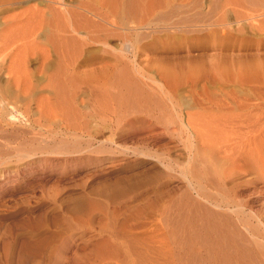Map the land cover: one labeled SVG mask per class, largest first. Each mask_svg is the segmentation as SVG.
<instances>
[{
    "label": "rangeland",
    "instance_id": "1",
    "mask_svg": "<svg viewBox=\"0 0 264 264\" xmlns=\"http://www.w3.org/2000/svg\"><path fill=\"white\" fill-rule=\"evenodd\" d=\"M224 1L200 0V16L203 18L202 15L207 14V6L219 7ZM230 1L222 22L203 23V29L198 31L158 30L149 33L141 40L142 49L134 58L127 56L123 65L132 69V64H136L146 76L163 83L169 75L166 73H170L168 77L173 83L168 79L167 83L177 85L178 112L195 111L205 116L214 113L221 119H228L239 112L242 103L252 92H258L261 82L264 83V0ZM27 2V5L36 3L44 8L40 0ZM142 4L148 5L149 2ZM235 10L240 16L232 12ZM88 49L93 53L92 62L101 57L113 60L112 55H105L98 45H90ZM29 65L32 69L36 66L34 61ZM99 65L83 64L78 69L82 73L80 78L93 81L99 75ZM20 103L8 109L11 111L9 116H3L5 119L0 115V264H196L194 252H200L202 264H210L212 257L206 254L209 244L204 239L207 235L202 233L198 237L197 233L198 230L205 232L204 223L209 224L205 217L209 206L211 213L216 210L219 215L214 213L216 216L210 217V224L215 223V227L223 230L233 229L236 233L240 228L246 237L245 242L241 239L242 243L256 257H253L255 263L262 264L264 165L256 168L239 159V166H231L223 157L221 161L225 162L220 161L223 165L219 168L217 160L222 158L219 154L214 162L224 178L226 185L222 188H225L207 185L200 196L192 191L193 203L189 202V205L183 198L185 181L178 172L181 166L190 167L192 162L188 159L189 143L185 134L170 135L171 130H177L176 118L168 116L170 112L166 111V126L153 117L136 112L122 121L116 132L134 137L119 141L122 146H136L152 154L169 156L172 171L164 169L150 157L130 154L112 157L105 152L80 151L90 145L95 147L99 134H96L95 141L88 143L85 133L76 130L73 135L71 129L58 122L40 118L33 104L27 107ZM221 114L228 115V118ZM108 116L106 114L104 119L107 120ZM91 120L94 123L99 121L98 118ZM105 123L100 128L106 137L110 134V127L108 121ZM94 128L91 130L95 131ZM192 143L191 156L201 158L200 152L204 150L200 151L202 148L197 141ZM105 149L111 150L108 146ZM21 150H28L32 156L24 163L17 160L23 153ZM51 151L66 154L50 155ZM204 155L211 157L209 153ZM194 196H198V201ZM182 202L186 205H182L184 211H187L180 218L181 224L185 219L183 226H179V221L164 224L160 219L162 215L170 213L176 219V213L183 210L180 207ZM237 204L241 210H235ZM197 209L204 213L203 217L197 215ZM252 235L257 236L256 239Z\"/></svg>",
    "mask_w": 264,
    "mask_h": 264
},
{
    "label": "bare ground",
    "instance_id": "2",
    "mask_svg": "<svg viewBox=\"0 0 264 264\" xmlns=\"http://www.w3.org/2000/svg\"><path fill=\"white\" fill-rule=\"evenodd\" d=\"M27 1L0 0V75H2L0 76V115L2 117L6 114L9 116L10 113L8 114V112L11 110L8 109H11L10 107L17 102L24 103L27 107L33 104L40 118L58 122L61 124L60 126L71 129L73 135H75L74 131L77 133L76 130L85 133L87 137L85 140L88 143L92 140L95 141L98 136L96 134H99L100 139H97L98 143L96 146L94 145L95 147L90 145L80 151L99 154L105 152V154L107 153L112 157L124 154L150 157L163 166L164 169L172 171L174 168L170 163L169 156L152 154L148 150H140L136 146H122L119 141L132 136L127 133L116 132L122 121L128 116L130 117L131 114L135 115L136 112L143 113L146 117H153L156 122L158 121V123L160 122L166 126L168 124L166 111H168L170 112L168 116L171 115L176 118L173 121L177 126L176 132L171 130L170 135H176L177 133L180 136L185 134L189 143L190 153L188 159L192 162L189 163L190 167L181 166L178 171L183 181H185L186 194L185 196L182 195L186 199H184L185 203H193L191 200L192 191L200 196L203 188L206 190L207 185L222 188V185L225 184L220 171H217L218 167L215 164L217 162H214L219 154L222 158L220 160L218 158V163L224 157L223 160L229 161L231 166H235L239 159L256 168L264 165L263 82H259L258 87L261 90L255 87L258 92H252L247 101L242 103L241 108L240 105L238 106L240 108L238 109L239 112L229 118L228 115L222 116L221 114L223 118H228H225V120L214 113L205 116L195 111L193 113L185 112V114L178 112L177 109H180V103L177 100L178 89L176 84H172L171 78L169 79L170 73H166L169 74L168 76L164 73V76L171 80V84L167 83V79L165 80L166 83H163L164 81L160 82L159 79L156 80L146 76V72L136 64H132V69H128L129 66L126 68L123 65L126 63L127 56L134 58L136 53L142 49L141 40L144 36H149V33L151 35L152 32L158 30L198 31L203 29V23L210 24L214 21H224L222 16L226 14V7L230 5V0L224 1L223 4L219 2L222 4L219 7L214 4H212L214 7L212 5L207 6V10H205L207 14L202 15L204 19L200 16L202 14L200 13L202 9L200 0H40L44 4V8L38 7L35 5L36 3L27 5ZM147 1L149 2L148 5L142 4V2ZM231 8L234 10V7ZM232 12L236 13L237 11ZM90 45H98L100 51L105 55H112L113 60L101 57L97 62H92L94 57L88 49ZM32 61L36 65L33 69L29 65ZM83 64H100L98 66L99 75L93 81L89 82L88 80L86 82V80H83L85 77L81 76L82 78H80L82 73L78 69ZM16 105L18 106V104ZM106 114L110 115L107 120L104 119ZM183 115L186 118L183 119ZM39 116L38 119L40 120ZM92 118H98L99 121L94 123L91 120ZM105 121H108L110 127V134L106 137L103 134L105 131L101 129L102 127L100 128V125H103ZM91 128H94L95 131H92ZM132 138L134 139V137ZM193 140L194 142L197 141L198 146L202 148L200 151L204 150V152H200L203 156L199 159L196 156H191ZM107 146L111 150H106ZM22 152L21 156L17 158L20 163H24L32 157L29 154L30 152L27 153L28 150ZM206 152L212 158L204 155L208 154ZM64 153L56 154V152L51 151L49 154L59 156ZM5 154L8 155V153ZM2 158L6 159L5 157ZM221 162L218 165L219 168L222 163L224 164V162ZM197 197L194 196V200ZM199 203L203 204V202ZM183 204V202L180 204L183 210L179 214L176 213V219L173 218L174 216H170L168 212H165L168 215L163 214V216L160 213H164V210L161 211L159 214L162 215L160 219L163 223L179 221L180 226V218H182L183 213L187 212L184 211L186 205L182 206ZM215 204L217 203L215 202ZM218 205L213 206L218 207ZM209 207H207V211L210 213L205 211V217L209 222V224L204 223L206 225V228L204 227L205 232H198L200 231L198 228V231H196L198 237L202 233L207 235L206 238L204 236L200 237L206 240V244H209L206 254L207 257H212L210 264H259L260 262L255 263L254 254L249 253V247L242 243L241 239H244L245 236L240 228H238L239 232L236 233L233 229H230L232 232H229L228 229L223 230L215 227V223L210 224L212 222L210 217L216 216L214 214L216 210L211 213L212 210L209 211ZM192 208L194 210V207ZM167 209L165 210L167 211ZM203 209L206 210L204 206ZM235 210H241V206L237 204ZM200 212L196 214L203 217L201 215H204V213ZM216 214L218 215V213ZM224 217L226 216L224 215ZM193 219L195 218L193 217ZM183 221H181L182 224ZM224 222L228 223L229 219L228 222ZM251 237L256 239L257 236L252 235ZM198 253L200 252L192 253V255L194 254L193 258L197 262L196 264H202L201 256ZM215 254L219 257H214ZM263 262L262 264H264Z\"/></svg>",
    "mask_w": 264,
    "mask_h": 264
}]
</instances>
